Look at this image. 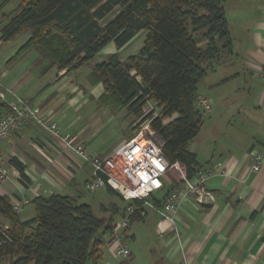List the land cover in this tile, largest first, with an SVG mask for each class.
I'll use <instances>...</instances> for the list:
<instances>
[{"label": "crops", "instance_id": "crops-1", "mask_svg": "<svg viewBox=\"0 0 264 264\" xmlns=\"http://www.w3.org/2000/svg\"><path fill=\"white\" fill-rule=\"evenodd\" d=\"M223 6L233 54L214 63L197 88L213 100L210 121L215 120L218 112H223L229 132L218 148L197 141L201 131L188 145L189 151L197 157L200 170L225 172L205 185L214 199L213 204L199 206L192 197L181 202L173 215L179 239L167 223L160 224L162 220L155 210L145 209V216L132 223L127 232L132 243L130 258L116 257L103 242L99 264H140L132 245L137 246L146 238L149 243L154 241L152 246L148 245L146 264H264V166L249 175L247 158L250 151L264 150V87L259 76L264 65V0H224ZM27 38L28 34L25 40ZM134 39L120 50L109 43L99 57L114 53L120 57ZM6 44L0 41L3 87L0 117L16 96L26 100L40 116L56 123L61 132L78 135L91 153L107 155L132 139L127 126H122L118 120V110L111 112L108 106L102 105L100 108L105 115L109 113V119L115 122V138L109 142L95 141L100 127L95 129L92 122L95 114L91 105L99 104L104 92L101 83L92 84L90 75L85 82L80 81L72 77L73 71L66 73L51 68L43 72L44 66L37 62L36 53L32 59L24 60L19 69L4 68L2 65H6L15 52L14 47L7 50ZM35 61L39 67L33 70L30 65ZM235 114L241 117L236 118ZM0 152L8 174L7 181L0 183V196L8 197L11 203L20 202L21 221L35 216L32 202L40 196H67L92 208V202L85 201L84 195V185L94 179L92 170L79 164L75 172H70L68 159L59 153L58 141L52 136L29 126L5 139L0 144ZM13 161L22 166V174ZM97 192L100 196L111 194L121 199L107 187ZM157 197L155 201L162 199ZM111 206L118 208L112 202L102 204L101 215L97 217H108ZM159 225L165 230L161 239L158 238ZM106 238L107 234L104 241Z\"/></svg>", "mask_w": 264, "mask_h": 264}, {"label": "trees", "instance_id": "trees-1", "mask_svg": "<svg viewBox=\"0 0 264 264\" xmlns=\"http://www.w3.org/2000/svg\"><path fill=\"white\" fill-rule=\"evenodd\" d=\"M18 1L1 26L0 41L28 34L15 55L33 49L43 72L74 71L109 43L120 50L144 33L139 50L124 61L117 53L102 57L90 74L92 84L103 86L101 105L128 110L137 119L144 104L153 101L160 116L150 125L162 142L163 156L194 178L200 168L188 145L202 127L203 113L194 106L197 86L214 63L233 54L224 0ZM13 165L22 174V166ZM32 203L35 216L21 221L11 200L0 196V219L6 222L0 229V262L99 264L104 236L120 212L116 206L100 218L90 206L67 196H40ZM130 204L141 207L137 201ZM141 219L137 213L131 224Z\"/></svg>", "mask_w": 264, "mask_h": 264}, {"label": "built area", "instance_id": "built-area-1", "mask_svg": "<svg viewBox=\"0 0 264 264\" xmlns=\"http://www.w3.org/2000/svg\"><path fill=\"white\" fill-rule=\"evenodd\" d=\"M259 76L264 87V65ZM2 88L0 75V90ZM194 106L201 113H210L213 102L205 95H198ZM29 126H34L58 141L59 153L68 159L70 172H75L79 164L90 167L94 179L84 185L87 192L109 187L127 203L121 220L115 222L104 241V245L122 260H128L131 256L127 232L133 216L138 213L143 218L145 209L155 210L162 220L160 224L167 223L179 239L173 215L181 202L192 197L199 206L213 204L214 199L205 185L214 177L225 173L212 169L199 170L193 179H188L179 163L170 164L165 159L161 140L156 142L149 137L154 134L153 131L142 136L144 143H139L140 134L123 142L107 155L91 153L78 135L61 132L56 123L40 116L26 100L16 96L0 117V144ZM247 158L250 162L249 175L257 173L264 166V150L250 151ZM2 159L0 152V183L8 179ZM161 192L165 193L161 197V205L157 206L154 199ZM135 201L140 202V208L130 204ZM12 209L18 214L21 210L20 202L13 201ZM164 232L159 225V239L164 236Z\"/></svg>", "mask_w": 264, "mask_h": 264}, {"label": "rangeland", "instance_id": "rangeland-1", "mask_svg": "<svg viewBox=\"0 0 264 264\" xmlns=\"http://www.w3.org/2000/svg\"><path fill=\"white\" fill-rule=\"evenodd\" d=\"M3 0H0V24L4 23L5 20L9 17L12 16L13 12L17 9L18 5H19V1L18 0H13L10 3L6 4V5H2ZM27 34H22L20 36H18L17 38H15L13 41L9 42L8 44H6V49L10 50L12 47L15 48V52L14 55L12 57V59H10V61L6 64V65H2V67L4 68H8V69H19V66L22 65L24 60H30L32 59V57H34V54L36 53L33 49H29L24 51L21 54L15 55L17 50L21 47V43L23 41H25ZM144 40V33L141 32L132 42V44L130 45V47L126 48V50H123L120 53V57L122 59L127 58L129 55L134 54L137 52V50L141 47L142 42ZM19 44V46H18ZM100 54H98L94 59H92L88 64L83 65L82 67H80V69L78 70V72L75 73L76 70L73 71L72 77L73 78H77L80 81L85 82L87 80V78L89 77V75L92 72L93 66L96 63H99L101 58L99 57ZM37 57V55H36ZM98 57V58H97ZM31 69L35 70L39 67V64L35 61L32 62L30 65ZM197 94L198 95H205L206 97L210 98L207 94L205 93H201V91L199 90V88H197ZM211 99V98H210ZM212 100V99H211ZM65 102V100H63L61 102V104H59L60 106ZM213 102V100H212ZM102 105L99 103L97 104L96 102L93 103L91 105V109L93 111L94 115V119L92 120V122L95 125V129H97L98 127H100L99 129L96 130L97 133V139L95 141L98 140H102V141H106L109 142L111 140H114V136H115V122L111 119H109V113L105 115V111L102 110L103 108H100ZM109 110L111 112H114L116 110H113L112 108L108 107ZM90 109V106H89ZM212 110H213V106H212ZM159 108H157L156 104L149 100L147 101L142 109V113L143 116L142 118H135V116L133 114H131L128 110H123L121 112V110H118V120L121 122L122 126H127V131L128 134L130 135L129 138H133V137H137L141 134V136L148 135V133H150L151 131H153V135L149 136L151 139L155 140L156 142L160 141V138L158 137V135L155 133V131L151 128V120L159 115ZM211 113V112H210ZM210 113H203L202 116V129H201V133H200V137L198 138L197 141H204L206 143V146L210 145V146H214V148H218L225 140V134L229 132V130H226L225 128V124H224V120H223V116L224 113L223 112H218L215 115V120L210 121L211 120V114ZM86 112H83V118L85 119L86 117ZM111 115V114H110ZM236 118L241 117V115H234ZM84 122V120H83ZM163 122H167V119H164ZM197 141L195 143H197ZM193 147V146H192ZM203 166H205V163H202ZM95 192H86L85 190V201L88 200L87 202H92L91 206H92V211L96 216H100L101 215V205L104 204H108L111 203L112 204H116L119 208V214H116L114 216V222H119L121 220V216H122V212L123 209L126 206V202L121 200L119 197H117L116 195H111V194H106L107 196L103 195L100 196L99 193H95ZM165 192H161L159 195V197L157 198H161L164 195ZM108 202V203H107ZM121 214V215H120ZM6 226V222L2 219H0V229H4ZM150 240L148 238L142 239L140 241V243L132 245L133 250L136 252V257H137V261L140 264H146V259L148 258L149 254H148V245L152 246L154 241L149 243ZM131 241L128 242V248L130 246ZM130 250V248H129ZM131 252V250H130ZM148 262V261H147ZM0 264H8V261L4 260L1 261Z\"/></svg>", "mask_w": 264, "mask_h": 264}, {"label": "bare ground", "instance_id": "bare-ground-1", "mask_svg": "<svg viewBox=\"0 0 264 264\" xmlns=\"http://www.w3.org/2000/svg\"><path fill=\"white\" fill-rule=\"evenodd\" d=\"M139 143H144V138L142 136L138 137Z\"/></svg>", "mask_w": 264, "mask_h": 264}]
</instances>
